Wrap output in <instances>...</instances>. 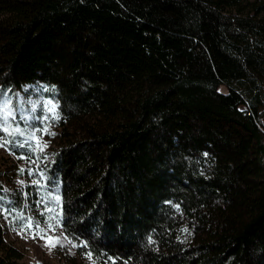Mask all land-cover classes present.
<instances>
[{
    "label": "trees",
    "instance_id": "1",
    "mask_svg": "<svg viewBox=\"0 0 264 264\" xmlns=\"http://www.w3.org/2000/svg\"><path fill=\"white\" fill-rule=\"evenodd\" d=\"M35 83L57 102L41 163L78 251L264 264V0H0V89ZM4 174L14 264L3 214L27 200Z\"/></svg>",
    "mask_w": 264,
    "mask_h": 264
},
{
    "label": "rangeland",
    "instance_id": "2",
    "mask_svg": "<svg viewBox=\"0 0 264 264\" xmlns=\"http://www.w3.org/2000/svg\"><path fill=\"white\" fill-rule=\"evenodd\" d=\"M42 89L46 88L38 83L24 86L22 92L12 98L10 106L13 108V114L19 129L26 135L33 128L26 127L25 122L33 127L53 132L55 135L36 133L41 145H47L42 152L39 149L33 152L31 148L25 147L17 148L15 154H9L5 148L0 147V171L5 173L4 179L8 190H19L26 197L27 202L21 216L31 218L33 223L40 222V228L47 232L48 237L59 238L64 247L57 246L50 249L46 246V241L40 239L39 234L36 232H23L21 228V225L25 222L23 219L5 218L9 216L8 214H3L4 219H2L4 238L8 245L17 248L21 253V258L14 264H97L96 259L92 257L90 260L86 257L85 252H80L76 247H72V244L75 243L65 235L60 222V186H49L47 177L43 172L41 161L45 162L47 157L62 142L58 136L60 128H57L56 122L53 123L51 119H44L46 115L50 114V111H56L57 108H50L48 101L53 96L49 95L48 91H42ZM28 101L31 103H27ZM53 103L57 105L56 100ZM17 105H19V110L16 108ZM21 116L25 119L21 120ZM0 135H3V133H0ZM26 153L31 155V160L17 159V156L25 155ZM42 155L44 156L43 158L41 157ZM16 169H24L25 171L21 176H18L15 172ZM29 172L32 174L30 175ZM37 181L39 184L36 183ZM57 196L59 197V204L54 199ZM45 203L53 210L52 212L45 211ZM3 212L5 211L0 210V213ZM42 212L43 215H41ZM52 217H56V219H52ZM49 224L54 225L52 231L47 229ZM13 227H15V231ZM18 232H22V234H18ZM34 236L35 238H33ZM68 241L72 243H68Z\"/></svg>",
    "mask_w": 264,
    "mask_h": 264
},
{
    "label": "snow or ice",
    "instance_id": "3",
    "mask_svg": "<svg viewBox=\"0 0 264 264\" xmlns=\"http://www.w3.org/2000/svg\"><path fill=\"white\" fill-rule=\"evenodd\" d=\"M10 91L7 89H0V133H3V135H0V147L5 148L6 151L9 152V154H15V149L17 148H31L33 152H35L37 149H39L41 152L44 150V148L47 145H41L39 137L36 135L37 132L41 133L42 135H50L54 136L55 133L48 132L46 129L43 128H36L33 127L30 124H27L25 122L26 127H32L33 130L30 133H27V135L19 129V125L16 123V118L13 114V108L10 106V101L12 100L13 96H16L15 93L12 95L6 96L5 92ZM42 91H48V89H42ZM52 93H55V88L51 89ZM18 99V97H17ZM55 100V96L48 101V105L51 109H56L57 105L53 103ZM27 103H31L28 101ZM17 110H19V105L16 106ZM32 110V109H30ZM59 112L56 111H50L49 115H46L44 119H51L53 123H55L59 119ZM21 120H24L25 118L23 116L20 117ZM17 159H28L31 160L30 154H25L21 156H17ZM25 170L20 169V172L23 173ZM31 175L32 173L29 172ZM39 184V182H36ZM0 191H6L5 189L0 188ZM56 203L59 204V197L54 198ZM4 198L3 196H0V210H4ZM6 211L11 214V208H7ZM45 211L52 212L53 210L47 206V203H45ZM43 215V212L41 213ZM59 215V214H57ZM7 218V217H5ZM20 219H23L25 222L23 225H21V228L23 232L28 231H34L37 234H39L40 239H44L46 241V246L51 248H55L57 246L64 247V244L60 242L59 238H49L47 235V232L44 229L40 228V222H35L31 220V218H25L23 216L20 217ZM52 219H56V217H52ZM54 228V225L49 224L47 226L48 231H52ZM13 230L15 231V227H13ZM185 231H187L185 229ZM18 234H22V232H18ZM35 238V236L33 237ZM65 239H67L65 237ZM68 243H72L71 241H68ZM72 247H83L87 248V243H81L79 245L72 244ZM86 257L88 259H92V253L86 252Z\"/></svg>",
    "mask_w": 264,
    "mask_h": 264
}]
</instances>
